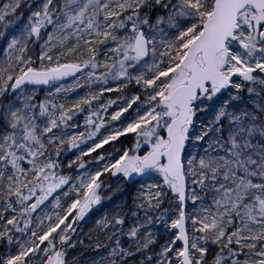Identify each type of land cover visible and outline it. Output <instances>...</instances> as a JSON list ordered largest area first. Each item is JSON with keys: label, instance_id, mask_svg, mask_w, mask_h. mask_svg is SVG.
<instances>
[{"label": "snow or ice", "instance_id": "snow-or-ice-1", "mask_svg": "<svg viewBox=\"0 0 264 264\" xmlns=\"http://www.w3.org/2000/svg\"><path fill=\"white\" fill-rule=\"evenodd\" d=\"M0 264H264V0H0Z\"/></svg>", "mask_w": 264, "mask_h": 264}, {"label": "trees", "instance_id": "trees-1", "mask_svg": "<svg viewBox=\"0 0 264 264\" xmlns=\"http://www.w3.org/2000/svg\"><path fill=\"white\" fill-rule=\"evenodd\" d=\"M90 227H91L90 224L84 226L85 232H87ZM86 244H87V242H86ZM80 252H83V256L81 257V259H83L84 257H91L95 254L90 247L80 248L77 250L76 254L79 255Z\"/></svg>", "mask_w": 264, "mask_h": 264}]
</instances>
